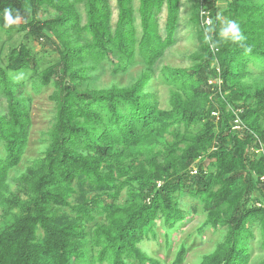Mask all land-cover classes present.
<instances>
[{
  "label": "trees",
  "instance_id": "obj_1",
  "mask_svg": "<svg viewBox=\"0 0 264 264\" xmlns=\"http://www.w3.org/2000/svg\"><path fill=\"white\" fill-rule=\"evenodd\" d=\"M115 1L113 26L110 0H0V34H24L4 56L0 45V264H164L142 244L159 225L169 239L188 200L206 214L201 233L226 230L201 264H252L264 254V0H186L199 48L189 68L161 69L168 109L150 88L185 0ZM229 20L242 44L220 36ZM105 63L144 69L129 87L90 88ZM27 81L53 88L55 116L44 157L12 190L33 126ZM187 254L181 244L171 264Z\"/></svg>",
  "mask_w": 264,
  "mask_h": 264
},
{
  "label": "rangeland",
  "instance_id": "obj_2",
  "mask_svg": "<svg viewBox=\"0 0 264 264\" xmlns=\"http://www.w3.org/2000/svg\"><path fill=\"white\" fill-rule=\"evenodd\" d=\"M113 18L112 24L115 26L117 21V7L116 1L110 0ZM221 8L225 7V3H220ZM135 6L138 8L139 0L135 1ZM190 3L183 1L181 15H180V27L177 34V44L169 49L164 58L159 62L156 67L155 79L153 80L151 91L157 95L159 105L161 109L169 108V87L165 86L160 80V71L164 66L189 68L192 65L189 56L196 52L199 48L196 31L189 24ZM85 18V8L80 7ZM166 13L165 11L160 16L161 31L164 33V26ZM140 32L139 22L137 24ZM24 34H17L11 39L5 34H0V45L3 41V56L8 53L11 47L17 46L23 39ZM140 35V33H139ZM35 52L44 55L41 51V45L35 41L32 44ZM54 56L52 50H49ZM47 56V55H46ZM144 69L143 64H137L132 67L129 72L124 74H114L112 71V64L105 63L97 72L92 74V79L89 81L90 88L93 89H109L114 85L119 87H129L141 74ZM53 92V88L45 90L42 94L37 95L31 88V83L27 81L26 94L32 97L31 111L33 118V126L31 129L29 146L27 147L21 164L11 171L9 184L12 190L17 189V185L13 181L26 171L35 161L44 157L45 151L48 146L47 133L52 128L54 116H55V104L50 100V96ZM7 103L3 99L1 100V111L5 112ZM170 140L171 138L168 137ZM3 154V151L0 150ZM186 203L187 212H190L189 217L180 226L172 231L170 238L165 236L164 230L161 225L157 228V239H151L145 241L142 244L143 250L154 258L160 259L164 264H171L175 259L176 253L179 250L181 244H185L188 248V254L184 264H201L204 256L212 253L217 245L223 240L226 230L224 228L214 230L207 229L204 232H200L199 229L206 219V214L196 202L188 200ZM194 207L197 208L196 212H193ZM1 221V211H0ZM170 240V241H169ZM168 242L170 244L168 245ZM264 258V254L258 250L254 252L252 264H258Z\"/></svg>",
  "mask_w": 264,
  "mask_h": 264
},
{
  "label": "clouds",
  "instance_id": "obj_3",
  "mask_svg": "<svg viewBox=\"0 0 264 264\" xmlns=\"http://www.w3.org/2000/svg\"><path fill=\"white\" fill-rule=\"evenodd\" d=\"M16 19H19V17H17ZM4 20H5V26L15 22L13 19L11 11L5 9ZM220 36L221 37H228L233 42H237V43H241V44L245 40V37L243 36L239 25L236 24L234 21H231V20L227 21L223 25V27L221 28V31H220Z\"/></svg>",
  "mask_w": 264,
  "mask_h": 264
},
{
  "label": "built area",
  "instance_id": "obj_4",
  "mask_svg": "<svg viewBox=\"0 0 264 264\" xmlns=\"http://www.w3.org/2000/svg\"><path fill=\"white\" fill-rule=\"evenodd\" d=\"M205 23H206V25H210V19L206 18L205 19ZM236 123H237V127L236 128H240V122L238 120H236Z\"/></svg>",
  "mask_w": 264,
  "mask_h": 264
},
{
  "label": "crops",
  "instance_id": "obj_5",
  "mask_svg": "<svg viewBox=\"0 0 264 264\" xmlns=\"http://www.w3.org/2000/svg\"><path fill=\"white\" fill-rule=\"evenodd\" d=\"M225 3V1H219L218 5L221 7L220 3ZM226 4V3H225Z\"/></svg>",
  "mask_w": 264,
  "mask_h": 264
}]
</instances>
